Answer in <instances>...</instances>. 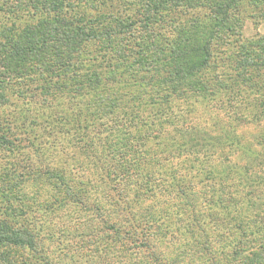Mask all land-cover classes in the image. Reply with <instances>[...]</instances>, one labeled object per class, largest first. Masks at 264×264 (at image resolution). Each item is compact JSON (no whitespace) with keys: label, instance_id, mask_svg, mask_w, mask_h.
Instances as JSON below:
<instances>
[{"label":"trees","instance_id":"trees-1","mask_svg":"<svg viewBox=\"0 0 264 264\" xmlns=\"http://www.w3.org/2000/svg\"><path fill=\"white\" fill-rule=\"evenodd\" d=\"M244 1L256 7L264 20V0H0V159L6 152L13 157L8 155L7 164H0V260L11 263L6 249L11 247L31 251L35 264H58L40 240L43 225L31 216L35 209L53 211L71 205L95 210L97 216L104 214V206L96 200L93 208L89 206L90 194L96 193L90 179L76 178L66 173L67 167L46 163L47 150L40 149L43 135L53 133L52 124L36 132L30 129L35 119L28 118L27 108L19 107L8 117L2 107L11 105L12 99L24 100L27 90L32 99L58 92L92 100L88 121L79 112L80 117L71 122L75 134L67 133L65 138L74 147L72 157L78 153L85 157L76 164L93 166L100 182L115 192L109 194L114 198L113 212L118 213V208L126 212L129 231L136 229L139 202L158 192L183 194L192 183V178L176 174L169 182L157 178L150 159L167 165L174 151L181 153L187 144L199 151L201 145L216 147L223 138L204 130L164 134L165 128L151 129L152 134L131 130L117 134L105 120L122 115L127 126H137L142 122L134 121L140 107L159 116L173 99L210 101L223 91L228 98L243 90L263 96L264 35L244 36ZM132 9L133 16H128L126 11ZM28 82L33 85L23 88ZM152 139L159 148L152 146ZM31 147L37 159L23 153ZM195 158L202 165L211 163L198 155ZM217 175L214 167L207 170L205 184L215 188L211 179ZM26 176L49 184V204L36 197L29 204L23 202ZM130 183L135 190L129 198L122 186ZM212 199L217 205L226 201L212 219L224 225L233 222L239 239L226 242L233 248L226 264H264V204L250 213L244 210L252 203L246 196L231 192L222 197L213 192ZM139 217L144 223L153 220ZM103 225L116 237L124 236L116 224ZM135 245L131 254L148 243L143 239Z\"/></svg>","mask_w":264,"mask_h":264},{"label":"rangeland","instance_id":"rangeland-1","mask_svg":"<svg viewBox=\"0 0 264 264\" xmlns=\"http://www.w3.org/2000/svg\"><path fill=\"white\" fill-rule=\"evenodd\" d=\"M242 6L245 10L241 14L244 17L242 20L244 36L264 35V20L259 18L256 7L246 4L245 1ZM126 13L128 16H133L134 9L127 10ZM124 80L128 81L126 78ZM118 83L124 84L123 81ZM32 85L28 82L23 88L28 89ZM30 92V90L24 92V100L16 99V102H13L12 99L11 105L2 107L3 112L8 117H13L19 107L27 108L28 118L35 119L30 129L36 132L47 129L46 126L52 124L53 133L43 135L40 149L43 153L45 149L47 150L46 163L54 167L56 165L67 167L66 173L69 174L70 171V174L76 178L90 179L96 190L94 195L90 194V208H93L95 200L102 207L104 206L102 216H97L95 210H84L81 206L70 205L53 211L35 209L37 212L31 216H37L34 221L43 225L39 234L42 244L48 249V256H55L58 264H149L152 261L160 264H226L228 262L232 247L225 244L227 241L232 244L238 243L239 239L233 222L224 225L223 222L219 223L212 219L213 214L217 216L218 209L226 202L223 199L219 205L214 203L213 192L221 194L222 197L230 195L231 192L246 196L245 200L249 199L252 203L247 204L244 210L250 213L260 209V204H264V181L260 183L250 181L255 178L264 179V105L260 104L264 100V95L245 93L243 90L233 98H228L229 96L223 91L210 101L189 97L177 98L169 103L166 113L159 116H153L147 112V109L140 107L134 121L142 120V122L137 126H127L128 121L122 115L110 116L105 120L117 134L129 130L132 133L148 131L152 134L151 129L156 131L165 128L164 134L171 131L184 130L189 133L204 130L203 133H211L223 138L221 144L216 147L209 144L201 145L202 149L199 151L195 150L197 147L187 144L181 153L174 151L168 158L167 165H163V162L162 165H157L154 159H150L152 168L158 170L157 178H166L169 182L171 176L176 174L178 178H192V183L186 186L183 194L179 191H174L173 194L158 192L155 196L139 202L136 206L138 219L135 216L134 223L140 226L129 231L130 223L126 212H121L119 208L118 213L114 211L119 216L113 212L114 198L109 194L113 195L115 192L107 189L100 182L98 171L96 172L93 166H79L85 157L79 153L76 157H72L74 147L65 138L67 133L75 134L76 129L75 126L72 128L71 122L79 116V112L86 116L85 120L88 121L90 111L94 108L92 100L87 101V98L74 97L66 93L62 95L58 92H50L53 94L46 97L37 95L32 99ZM57 134L65 136H56ZM150 142L152 146L159 148L153 143L154 139ZM46 146L49 147L45 148ZM32 150L33 147L25 148L23 153L32 157L34 156ZM250 150L255 155H252ZM8 155L6 152L4 158L0 159L1 165L7 164L5 158ZM196 155L210 161L212 165L198 163ZM8 158L13 159L11 155ZM32 158L37 159L35 156ZM76 160L79 165L76 164ZM191 164L195 165L196 169L191 168ZM213 167L218 174L216 179H211L215 188L209 183L205 184V174ZM36 168L38 169V165ZM218 178L222 179L223 183L217 181ZM24 180L22 193L25 204L32 202L35 197L38 202L49 204L52 198V188L49 184L33 180L32 176H26ZM240 181L242 183H239ZM222 184L224 185L221 186ZM131 186V183L122 186L127 190L126 196L129 198L135 190V187ZM139 216L153 217V220L144 223ZM118 220L121 221L116 223ZM104 223L116 224L124 236L116 237L104 227ZM37 227L39 225L36 224L34 228L38 232ZM146 232L148 236H144ZM51 233L54 235L48 238V234ZM143 239H146L148 246L139 249L137 254H131V248L134 250L132 246L139 244ZM6 249L11 255L8 258L11 263L0 260V264H35L33 263L35 257L32 256L31 251L11 247ZM47 255L45 257L49 258Z\"/></svg>","mask_w":264,"mask_h":264}]
</instances>
